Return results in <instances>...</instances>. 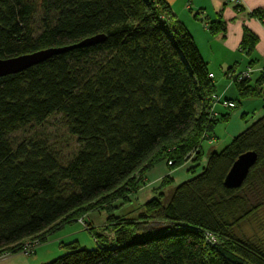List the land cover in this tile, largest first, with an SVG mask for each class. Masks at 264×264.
<instances>
[{"label":"trees","instance_id":"16d2710c","mask_svg":"<svg viewBox=\"0 0 264 264\" xmlns=\"http://www.w3.org/2000/svg\"><path fill=\"white\" fill-rule=\"evenodd\" d=\"M207 25L214 35L222 29ZM97 34H105L97 44L0 77V259L36 254L78 223L96 246L65 243L63 255L42 264H264V230H244L264 211V114L202 162L204 141L215 143L229 114L216 104L230 111L237 102L215 103L208 61L167 1L0 0V59ZM231 71L241 97H264V68L255 82ZM55 114L76 138L69 159L36 132L12 136ZM249 151L256 164L240 187H228L230 168ZM156 168L165 173L138 216L112 217L97 232L87 215L138 199ZM177 170L189 177L163 204Z\"/></svg>","mask_w":264,"mask_h":264},{"label":"crops","instance_id":"0c3cea01","mask_svg":"<svg viewBox=\"0 0 264 264\" xmlns=\"http://www.w3.org/2000/svg\"><path fill=\"white\" fill-rule=\"evenodd\" d=\"M166 1L175 15V20L179 21L191 33L200 52L208 61L209 72L214 75L213 81L216 85L217 95L222 99L234 100L238 104V107L236 106L238 110L230 109V111H226L220 104L215 106L219 112H229L224 122L232 121L236 125V128L231 132L232 139L264 114V97H241L237 86L233 85L230 79L225 76V72L232 68L242 72L253 67L256 70L252 75L255 82L260 69L264 68V0H243L242 5L239 6L231 0ZM258 10L262 12V16H253L252 12ZM213 22H219L222 27L216 35L211 32L207 25V23L212 24ZM244 41H246L245 46L243 45ZM255 99L259 101H255ZM249 103L255 105L254 108L258 111L260 109V113L244 124L242 120L246 119L250 111L251 104ZM217 128L218 125L215 128V136L218 140L217 132L219 133V130L217 131ZM163 172L165 173L164 168H156L152 171L156 177L159 176V173L163 175ZM172 177L177 183L178 180L181 182L187 179L189 174L185 170H177L172 172ZM151 195H154V192ZM147 199L141 195L138 197L140 203ZM107 215L105 218H93L90 217L89 213L87 219L97 232L103 233L112 217L119 216L115 212L107 213ZM79 230L84 229L78 223L69 224L54 234L51 239L54 242L60 241L63 240V237ZM78 242L80 243V241ZM16 255L14 254V256Z\"/></svg>","mask_w":264,"mask_h":264},{"label":"rangeland","instance_id":"374dc122","mask_svg":"<svg viewBox=\"0 0 264 264\" xmlns=\"http://www.w3.org/2000/svg\"><path fill=\"white\" fill-rule=\"evenodd\" d=\"M255 101H259V100L255 99ZM237 107H238V104H237ZM237 107H235L234 110H236ZM254 107L255 105H252V104L250 105L249 107L250 111L248 115L246 116V119L242 120V123L245 124V122L251 121L253 117L257 116L260 113V109L258 111ZM217 124H218V128L216 130L217 131L219 130V133L216 131L218 140H215V143H210L209 140H206L203 143V151H204V156L202 159L203 163L206 162V160L209 158V156L214 150H220L226 144H228V142H230L227 140L228 139L231 140V132L233 129L236 128V125L232 121L224 122V120H222V121H219ZM34 132L38 133L39 136L47 139L48 142L51 143L56 148V150L58 151V153L64 160L69 159L77 147L76 138H74L72 135L69 134V132L64 126L63 120L61 119V115L59 114L53 115L52 117L49 118V120L44 125L36 129H29L28 131H25V132H18V133L13 134L12 136L16 140H21L22 138L29 136L30 133H34ZM31 135L38 136L35 133ZM200 170H201V166L198 167V171L196 173H198ZM161 176H162L161 173H159V176L157 177L155 176V173H152V172L150 173L147 183L151 181L152 185L148 187H144L140 191L139 194L141 195V197L149 198L151 196V192H153V189L155 188V186H158L159 184L158 180L160 179ZM178 182L179 180L177 181V183L170 182L169 185H166L163 188V191H164V195L162 196L163 204H167L169 202ZM120 203L121 202L116 203L115 205L116 207L113 209H108V211L112 213L115 212L116 214H119L120 216H125L128 218L138 216L139 207L141 205L138 199H133L131 202H127V204H124V205H120ZM107 213H108L107 209L94 210L93 212L90 213V217L105 218V216H108ZM259 215H260L261 221L257 219V220H253L249 224L247 223L244 225V230L246 232L251 233L257 229L264 230V211L261 212ZM262 234L264 235V231L262 232ZM70 235H68L67 237H63V240H60V241L56 240L54 242V240L51 239L49 242L40 245L37 249V253L33 255H27L26 253L21 252L17 254L16 256H14L13 254L11 256L3 257L0 259V264H28V263L42 264V263L48 262L50 260H53L63 255L67 251V248L62 246L60 242L64 244V243H69L71 241L77 240V241H80L81 246H84V247L86 246L88 248H93L96 246L94 238L85 229L81 231L80 230L75 231L74 233Z\"/></svg>","mask_w":264,"mask_h":264},{"label":"water","instance_id":"95a60500","mask_svg":"<svg viewBox=\"0 0 264 264\" xmlns=\"http://www.w3.org/2000/svg\"><path fill=\"white\" fill-rule=\"evenodd\" d=\"M104 38L105 34H97L70 45L51 47L29 54L0 59V77L24 71L47 60L55 54L65 53L75 48L97 44ZM257 160L258 155L254 151L241 154L230 168L225 179V184L230 188L240 187L248 176L250 169L256 164Z\"/></svg>","mask_w":264,"mask_h":264},{"label":"built area","instance_id":"2783aa9c","mask_svg":"<svg viewBox=\"0 0 264 264\" xmlns=\"http://www.w3.org/2000/svg\"><path fill=\"white\" fill-rule=\"evenodd\" d=\"M232 2H234L235 4H237V5H242V3H243V0H231ZM262 69H260V71H261ZM256 70L253 68V67H250V68H248L247 70H245V71H242V72H238V73H236V72H234V71H231V72H229V76L230 77H234V79H237L238 78V80H243V79H246V78H252L253 76V73L255 72ZM259 71V72H260ZM210 77H214V75L213 74H210ZM222 100H221V97H216L215 98V103H218V102H221ZM222 104L224 105V106H226V107H234L235 106V104L233 103V102H230V101H227V100H225V101H222ZM217 112L216 111H214V108L212 109V111H211V119H214L215 117H217ZM80 222L81 223H83L84 224V222L83 221H81L80 220ZM207 236L212 240V241H214L215 239H214V237L212 236V235H209L208 233H207ZM26 252H28V250H26Z\"/></svg>","mask_w":264,"mask_h":264}]
</instances>
